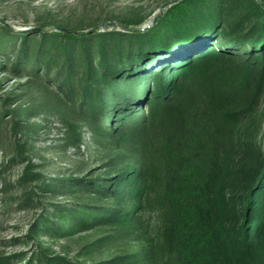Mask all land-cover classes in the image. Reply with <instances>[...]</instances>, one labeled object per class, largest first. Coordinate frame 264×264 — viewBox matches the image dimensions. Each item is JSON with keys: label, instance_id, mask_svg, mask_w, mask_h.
I'll use <instances>...</instances> for the list:
<instances>
[{"label": "trees", "instance_id": "1", "mask_svg": "<svg viewBox=\"0 0 264 264\" xmlns=\"http://www.w3.org/2000/svg\"><path fill=\"white\" fill-rule=\"evenodd\" d=\"M175 1L144 32L126 23L136 42L125 50L117 44L113 54L109 39L96 30L57 31L68 46L60 45L59 64L44 66L37 75L42 81H63L57 93L70 113L62 112V121L77 120L73 123L86 127L89 141L96 144L145 112L133 128L146 137L142 158L110 181L118 205L106 210L110 218H85L71 209L62 221L85 229L107 220L127 222L158 189L177 264H264V141L252 144L261 164L250 168V182L239 194L226 190L228 175L215 176L211 160L213 146L227 155L238 113L257 100L264 84V0H256L254 21L245 16L233 23L221 5L203 14L191 10L197 0ZM43 34L23 33L22 49L31 37ZM22 114L14 110V129ZM155 159L162 163L157 180L151 175ZM231 168L227 164L225 169ZM233 169L241 171L240 161ZM102 180L91 187L107 190L110 183ZM231 218L234 227L225 225ZM146 263L154 264L147 254H136L99 264ZM45 264L72 263L51 256Z\"/></svg>", "mask_w": 264, "mask_h": 264}, {"label": "rangeland", "instance_id": "2", "mask_svg": "<svg viewBox=\"0 0 264 264\" xmlns=\"http://www.w3.org/2000/svg\"><path fill=\"white\" fill-rule=\"evenodd\" d=\"M175 2L0 0V260L45 264L49 257L59 256L72 264H99L147 254L154 264H177L158 189L130 221L107 220L90 229L82 225L70 228L68 220L64 224L62 217L71 209L93 219L110 218L106 210L118 208L111 191L115 185L110 181L118 174L126 175L128 171L123 169L142 158L146 137L133 126L145 112L124 122L121 131L92 144L87 128L75 125L77 120L62 121L61 113H70L57 93L63 81L55 77L42 81L37 75L43 73L42 67L59 64L60 45L68 46L56 34L60 27L96 30L109 39L108 51L113 54L117 44L125 50L128 43L136 42L126 23L132 22L130 28L144 32ZM195 4L191 10L202 13L209 8V13H214L221 5L232 23L248 16L247 22L254 21L257 14L256 0H197ZM30 31L44 34L31 37L22 49V34ZM15 109L23 111L16 129L11 121ZM125 134L128 136L123 138ZM263 141L264 84L257 100L238 113L227 155L221 147L213 146L212 173L228 175L226 190L233 194L245 190L250 168L261 164L252 144ZM262 151L264 156V148ZM239 161L242 169L235 171L233 166ZM227 164L232 165L228 172ZM151 175L156 180L162 176L160 160L153 161ZM98 179L110 183L107 190L91 187ZM134 206L130 203L128 210ZM233 224L231 218L225 225Z\"/></svg>", "mask_w": 264, "mask_h": 264}]
</instances>
